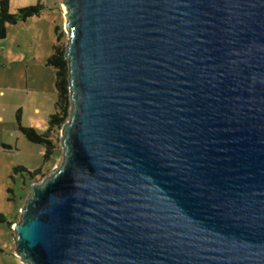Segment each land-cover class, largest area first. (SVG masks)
I'll return each mask as SVG.
<instances>
[{
  "label": "water",
  "instance_id": "obj_1",
  "mask_svg": "<svg viewBox=\"0 0 264 264\" xmlns=\"http://www.w3.org/2000/svg\"><path fill=\"white\" fill-rule=\"evenodd\" d=\"M63 4L70 116L20 260L264 264V0Z\"/></svg>",
  "mask_w": 264,
  "mask_h": 264
},
{
  "label": "rangeland",
  "instance_id": "obj_2",
  "mask_svg": "<svg viewBox=\"0 0 264 264\" xmlns=\"http://www.w3.org/2000/svg\"><path fill=\"white\" fill-rule=\"evenodd\" d=\"M63 1L8 0L10 13L38 5L40 11L7 22L6 35L0 39V213L5 217L0 220V264H28L15 252L13 226L31 185L50 176L63 157L62 127L68 119L59 128H49L57 87L56 68L47 63L55 44L67 50ZM20 125L38 133L49 131L53 147L47 158L45 145L28 140Z\"/></svg>",
  "mask_w": 264,
  "mask_h": 264
},
{
  "label": "trees",
  "instance_id": "obj_3",
  "mask_svg": "<svg viewBox=\"0 0 264 264\" xmlns=\"http://www.w3.org/2000/svg\"><path fill=\"white\" fill-rule=\"evenodd\" d=\"M40 5L21 7L16 13L9 12L8 0H0V39L6 35V23H16L20 19L38 13ZM63 31V30H62ZM63 32L60 34L62 35ZM65 51L60 44L53 46V52L48 58L47 63L56 68V87H57V101L56 111L50 116L49 128H59L70 116V94H69V80H68V62L65 59ZM20 130L25 134L28 140L45 145L44 156L47 158L53 147L48 132L38 133L32 127L20 125ZM33 175V174H31ZM4 215L0 213V220H4ZM12 229V228H11Z\"/></svg>",
  "mask_w": 264,
  "mask_h": 264
}]
</instances>
